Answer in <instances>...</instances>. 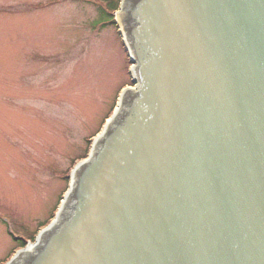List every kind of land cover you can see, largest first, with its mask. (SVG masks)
<instances>
[{
    "label": "water",
    "instance_id": "1",
    "mask_svg": "<svg viewBox=\"0 0 264 264\" xmlns=\"http://www.w3.org/2000/svg\"><path fill=\"white\" fill-rule=\"evenodd\" d=\"M116 22L134 86L6 264H264V0H121Z\"/></svg>",
    "mask_w": 264,
    "mask_h": 264
},
{
    "label": "rangeland",
    "instance_id": "2",
    "mask_svg": "<svg viewBox=\"0 0 264 264\" xmlns=\"http://www.w3.org/2000/svg\"><path fill=\"white\" fill-rule=\"evenodd\" d=\"M95 2L0 0V264L20 248L13 236L53 218L74 162L133 85L119 27Z\"/></svg>",
    "mask_w": 264,
    "mask_h": 264
},
{
    "label": "trees",
    "instance_id": "3",
    "mask_svg": "<svg viewBox=\"0 0 264 264\" xmlns=\"http://www.w3.org/2000/svg\"><path fill=\"white\" fill-rule=\"evenodd\" d=\"M102 1H104V2H102V3L101 2H99V3L95 2V4H98V6L100 8L99 12H105L106 14L111 15L113 18V23L116 24L114 12L117 10L118 4L114 5L113 2H110L109 0H102ZM14 240L20 242V247H24L26 245V243L23 240H20V239H14Z\"/></svg>",
    "mask_w": 264,
    "mask_h": 264
}]
</instances>
